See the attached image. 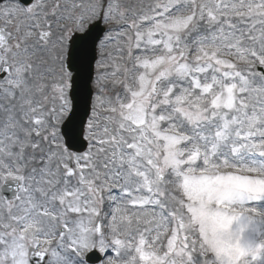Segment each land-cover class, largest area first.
Here are the masks:
<instances>
[{
	"label": "snow or ice",
	"instance_id": "6c2138e0",
	"mask_svg": "<svg viewBox=\"0 0 264 264\" xmlns=\"http://www.w3.org/2000/svg\"><path fill=\"white\" fill-rule=\"evenodd\" d=\"M0 264H264V0H0Z\"/></svg>",
	"mask_w": 264,
	"mask_h": 264
}]
</instances>
